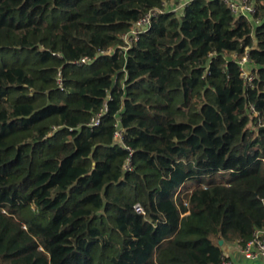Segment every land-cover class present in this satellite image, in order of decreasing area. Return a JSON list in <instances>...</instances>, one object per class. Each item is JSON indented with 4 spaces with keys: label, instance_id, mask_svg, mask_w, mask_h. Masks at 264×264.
<instances>
[{
    "label": "trees",
    "instance_id": "obj_1",
    "mask_svg": "<svg viewBox=\"0 0 264 264\" xmlns=\"http://www.w3.org/2000/svg\"><path fill=\"white\" fill-rule=\"evenodd\" d=\"M164 1L0 0V264H223L264 229V0L257 24L191 0L121 48Z\"/></svg>",
    "mask_w": 264,
    "mask_h": 264
},
{
    "label": "built area",
    "instance_id": "obj_2",
    "mask_svg": "<svg viewBox=\"0 0 264 264\" xmlns=\"http://www.w3.org/2000/svg\"><path fill=\"white\" fill-rule=\"evenodd\" d=\"M189 1L191 0H166L162 3L160 8L149 10L141 17H139L137 20H135L131 24L129 30L121 35V40L123 42V45L120 47L126 50L132 44V42L137 40L138 35L140 33L144 32L146 29L149 28L152 19L157 14L167 11H171L176 14H179V10L183 8ZM222 1L228 6V8L231 10V12L234 15H243L256 24L259 22L258 19L253 18V15L256 10V5L254 3V0H222ZM111 52H112V48H108L106 50H101L99 53L109 54ZM231 56L234 58L237 57L235 53H232ZM92 59L93 58L90 57H82L75 63L77 64L89 63L90 61H92ZM237 62L241 69V76L248 82V84H251L253 82L252 70L246 68V65L250 62L248 58L247 50L240 58L237 59ZM57 83L59 87H62L60 72H58L57 74ZM105 109L106 107H103L101 109V112L97 113L93 118H91L89 122L90 126L98 123L99 117L102 115ZM115 126L116 129L113 132V140L115 143L119 144L120 146L128 150V157L124 165V170L131 171L132 170L131 157L133 154V149L125 144L123 137L124 136L123 130L118 121L115 123ZM183 204H186V202L183 201ZM132 207L136 213L142 215L145 214L144 208L140 203H135ZM236 243L238 244L240 252L243 254L244 257L248 259L264 258V230H256L253 237L244 244H240L239 239L236 240ZM223 264H234V263L230 259H225L223 260Z\"/></svg>",
    "mask_w": 264,
    "mask_h": 264
},
{
    "label": "crops",
    "instance_id": "obj_3",
    "mask_svg": "<svg viewBox=\"0 0 264 264\" xmlns=\"http://www.w3.org/2000/svg\"><path fill=\"white\" fill-rule=\"evenodd\" d=\"M222 245L223 255L228 257L234 264H264V258L248 259L244 257L236 241L223 242Z\"/></svg>",
    "mask_w": 264,
    "mask_h": 264
},
{
    "label": "water",
    "instance_id": "obj_4",
    "mask_svg": "<svg viewBox=\"0 0 264 264\" xmlns=\"http://www.w3.org/2000/svg\"><path fill=\"white\" fill-rule=\"evenodd\" d=\"M223 243V241L222 240H219V244L221 245Z\"/></svg>",
    "mask_w": 264,
    "mask_h": 264
}]
</instances>
